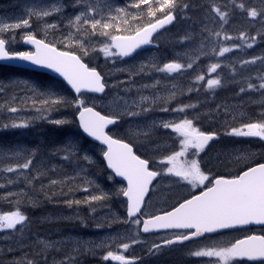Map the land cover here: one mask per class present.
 Here are the masks:
<instances>
[{"label": "snow or ice", "instance_id": "snow-or-ice-1", "mask_svg": "<svg viewBox=\"0 0 264 264\" xmlns=\"http://www.w3.org/2000/svg\"><path fill=\"white\" fill-rule=\"evenodd\" d=\"M70 6L79 9L73 16L63 15L67 7L63 0H51L48 3H34L33 7L27 10L28 18H21L18 22L4 23L0 20V61L29 62L32 65L52 70L59 74L75 93V98L69 99L59 92L55 84L43 86V88L36 85L30 86L33 96L27 99L31 100V107L35 115L0 125V131L29 129L35 126L38 121L62 128L71 121L51 119V113L59 111L61 107L75 109L78 116V125L82 132L105 146L102 149V155L108 169L116 177H122L127 181V186L117 189L115 195H122L127 199L129 221L137 226L142 223L144 233L153 230H176L161 236L159 243H152L151 247L148 248L149 255H158L164 248L203 238L205 234H215L221 230L236 229L239 226L253 223L264 225V163L258 162L254 166H247L245 170H241L234 176L221 175L210 180L209 174L202 168V161L199 157L206 150L209 143L218 138L219 134L217 132H204L196 127L194 120H198L199 117L189 119L186 115V109H195L197 105L187 104L173 109H169L167 106L160 109L162 112L185 113L184 118L178 122L175 120L152 121L144 126L135 125L138 129H146L142 131H132L130 125L131 135L135 137L143 136L145 141L157 128L171 129L175 133V138L179 141V150L162 156L158 161L161 167L158 170H151L149 159L141 158L140 155L134 152L131 143L125 142L122 138H114L105 129L109 125H117L125 117L135 120L152 111L157 100L164 99L166 104L174 100L177 94L176 85L172 84L166 98L140 95L138 100L129 102L125 97L116 96L105 105L111 109V114L102 115L100 111L96 110V105L98 101H104V97L107 95L106 88L109 86L101 72L95 67H89L82 58L99 52L106 60L115 63L118 59L123 60L137 54L143 46L152 45L158 48L159 44L153 43L154 34H158L159 30L176 21L181 13H185L193 7L204 8L206 13L204 26L198 35L205 32L208 35L202 37L199 47L194 50L195 55L190 52L182 54L188 58V63L172 60L163 63L161 67L156 62V57H152L149 63H141L138 69H116L117 72H129V78L132 75H148L152 71L169 75L179 74L191 69L201 57H207L210 54L223 57L234 49H240L244 46L252 48L257 36H264V32L258 31L256 35L252 36H249L246 32H240L239 36H231L223 29L224 25L228 24L229 18L237 12L252 21L259 19L261 24L264 25V0H260L259 8L252 3V0H227L224 4L218 3L217 0H204V3L198 6L183 2V0H131L123 7H113L109 0H72ZM131 9L135 11L133 12ZM53 15L60 16L64 22V28L67 29L57 42H50L46 37L50 32L61 31L60 23H44L42 31L45 38H37V34L34 32H28L21 37L24 43L34 45V50H9L8 45L15 40V35L5 39V33H14L21 28H31L30 21L32 17H35L37 21H42ZM145 15L149 22L133 28L132 24L142 20ZM209 17L213 22L218 19L220 22L219 30L213 31L208 27ZM182 18L190 19L186 15ZM98 37L103 38L104 42L99 44L95 42L94 38ZM192 38V34L189 33L182 37L179 42L183 43ZM237 39L241 41L240 44H233L231 47L222 46L226 41ZM205 41L212 45L210 52L205 50ZM57 43L63 44L67 50H62L61 47L57 46ZM72 48L79 49L80 54H77ZM257 60L264 63V57H254L251 60H242L239 63L243 67L247 64H254ZM220 67V63H211L207 67V73H215ZM232 72L235 73L236 69L232 68ZM257 79L261 82L258 85L249 82L247 89L264 90V76H258ZM204 80V74L195 77L196 83ZM23 83L26 87L29 86V82L24 81ZM120 83L125 82L121 81ZM160 83L157 80L151 85H142L138 92L144 88L156 89ZM223 86L219 75L206 81V88L209 90ZM130 90V88H125L124 92L127 93ZM193 90L189 88L187 91L191 92ZM0 91H3V87H0ZM244 91L246 89L241 87L240 92ZM86 93L102 95L96 99H88L85 98ZM15 99L16 97H12L13 101ZM144 103H148L149 107H143ZM258 103L264 104V98ZM5 106L0 104V108ZM220 107V105L217 106V108ZM7 111L14 114L20 109L11 106L7 107ZM258 116L259 119L241 123L238 127H231L223 134L237 138H258L264 142V111L259 112ZM233 119H235L234 116ZM155 150H161L160 145H157ZM25 153H28V155L25 156ZM60 153H63L60 157L62 160L75 164L79 168L77 175L86 172V169L81 167L82 163L88 165L93 163L92 157L87 150H82L75 135L68 136L63 146L57 147L50 155H59ZM38 154V148L31 150H0V161L4 159H24L23 163H16L6 168L0 166V172L23 173L24 170L31 168L33 160ZM189 156L192 158L189 159ZM43 174L46 173L38 171L33 179H38ZM160 177H174L177 178L176 183H187L192 188L203 186V190L199 194L191 195L190 198L174 205L171 210L162 211L161 214L152 215L143 220L132 219L137 214H142L145 197L152 190L150 186H154V182L158 181ZM68 179H75V177L66 178L65 181L53 180L51 184L62 185ZM108 179L112 180L113 177L109 176ZM206 181H208V184L205 183ZM12 183H14L13 180H8V184ZM28 183L31 184L32 180H28ZM88 183L91 184L92 181H88ZM0 187H4V185H0ZM96 187L99 190V186ZM83 190L88 191L89 189L85 187ZM110 195L112 194L100 190L99 195H91L85 202L103 201L108 199ZM13 196H27V193L23 190L20 193L10 192L4 198ZM73 203L79 204L80 201H67L69 207ZM28 220V216L21 210L18 201L14 210L0 213V230L15 231L19 226V231L23 233L28 227ZM129 221H125V223ZM39 243L44 250L54 247V242L41 240ZM76 243L78 247L74 251H79L81 247L85 248L86 251H93V249L86 246L87 243L91 242L82 243L77 241ZM136 243H139V241L133 239L131 244L118 245L117 251H107L103 256V260L117 261L119 264H138L139 258H129L120 252V249L127 250L132 244ZM107 246L104 242H101L95 247ZM186 255L195 258H215L216 264H230L231 261L238 258H246L248 261L264 260V235H246L242 239H236L235 242L227 245L212 241L210 244L200 246L195 250H189ZM73 260L74 257L68 256L59 264H70ZM14 264H38V262L25 259L22 262H14Z\"/></svg>", "mask_w": 264, "mask_h": 264}, {"label": "rangeland", "instance_id": "rangeland-1", "mask_svg": "<svg viewBox=\"0 0 264 264\" xmlns=\"http://www.w3.org/2000/svg\"><path fill=\"white\" fill-rule=\"evenodd\" d=\"M222 1V2H221ZM227 0H217L218 3L224 4ZM48 3L51 0H3L0 1V20L4 23H15L18 22L21 18H28L27 10L33 7L34 3ZM64 4L67 6L63 15L64 16H73L76 12L79 11L78 8L74 9L70 6L72 0H63ZM109 2L113 5V7H123L125 4L131 2V0H109ZM183 2L191 3L194 6H198L204 3V0H183ZM252 3L258 8L260 7V0H252ZM206 7V5H205ZM131 11H135L131 9ZM187 16L190 19H183L180 27L178 26L175 29L166 30L157 37H155V42L159 44V47L156 50H146L141 52L130 59L117 60L113 63L111 60H106L102 53L96 52L90 54L87 57H84L87 62L93 67L99 68L101 74L105 77V80L108 84L107 95L104 97L103 102H97L96 109L101 111L102 113L109 115L111 114V109L106 107L108 101L112 100L116 96L125 97L129 102L132 100H138L140 95L150 96L155 98L159 96L161 98H166L169 95V91L171 89L172 84L176 85V97L174 100H171L167 104L164 102V99L157 100L156 104L153 106V110L144 114L141 117L136 118L135 120L129 119L125 117L119 123V125L111 130V133L117 138H122L127 140L135 145L138 153L145 157L152 158V153L156 151V146L160 145L161 150H167L166 141H175L178 140L175 138V133L172 132L171 129H163L157 128L154 130L153 134L148 137L147 141H145V137H135L130 133V125L132 126V131H142L146 130L143 128H136L135 125H148L152 121L160 122V121H173L178 122L180 119L184 118L185 113H173L171 111L162 112L161 108L167 106L169 109L176 108L180 105L187 104H196L197 107L195 109H186V115L189 119L198 116V120H194V125L198 127L200 130L204 132L212 131L217 132L218 138L217 140L224 141H240V140H259L258 138H237L224 135L223 133L229 130L231 127H238L241 124L240 115L241 113L238 110L236 103H214L210 105H203L200 98H197V88L195 87L193 91H187L191 87L190 81L195 80V77L200 74L199 71H196L197 64H194L191 69H187L182 73H173L171 75L163 72H149L148 75H132L129 78V72H117L116 69H138L141 63H149L152 57H156V62H158L159 66L162 67L163 63L178 60L181 63H188V58L183 56L182 54L185 52H190L195 55V51L201 42L203 36H207L208 34L205 32L202 35H198L201 32V28L204 26V18H205V9L201 7H193L192 9L187 11ZM185 16V15H184ZM31 28H21L17 29L14 33L7 32L4 34V38L8 39L10 36L15 35V40H13L8 48L10 51H29L31 49L24 48L21 45V37L28 32H34L37 34L39 38H45L44 32L42 31L44 23L51 24L53 22H59L61 31H56L54 33H49L46 39L50 42H57L64 32L67 29L64 28V22L61 20L60 16L53 15L51 17H47L42 21H37L35 17L31 18ZM146 22H149L147 16L142 19V21H137L132 24V27H136L138 25H142ZM255 21H252L250 18H247L244 15H240L238 12L229 18L228 24L224 25V31L227 32L231 36H239L240 32H246L248 35L254 34L255 30L264 29V25H259L254 28ZM208 27H210L213 31L220 29V22L218 19L213 22L211 17L208 19ZM180 28V29H179ZM253 28V29H252ZM255 29V30H254ZM253 30V31H252ZM251 31V32H250ZM191 33L193 38L188 41H184L181 45H177V43L173 42L175 38L179 36H186ZM120 34V33H114ZM95 42L103 43V38H94ZM250 42V41H249ZM240 40L226 41L222 46L231 47L233 44H240ZM206 51L210 52L212 45L205 41ZM57 46L61 47L64 50H67L63 44L57 43ZM254 46L252 48H248L254 51ZM73 51L80 53L79 49L72 48ZM239 49H234L233 51H238ZM264 48L257 49L258 52L263 51ZM218 51V47H217ZM255 52V51H254ZM180 54V55H178ZM226 53L225 55H227ZM234 56H238V53H232ZM224 55V56H225ZM230 55V54H229ZM227 55V56H229ZM226 57L219 58L220 60L226 59ZM217 58V55L210 54L208 55V60ZM235 58V57H234ZM217 60V59H216ZM203 65H207L206 62H202ZM208 67V66H206ZM203 70V69H202ZM147 71V69H146ZM204 71V70H203ZM209 75V76H208ZM216 73H207L205 75V80L209 78H215ZM159 80L161 83L157 85L156 89L152 88H144L142 91L138 92V89H141L142 85H151L155 81ZM24 81L29 82V86L23 83ZM124 81L125 83H120ZM57 86L59 92L68 97L69 99H73L66 93L63 85L53 78H45V79H37L34 76L26 73H11L7 75H2L0 77V87H3V91H0V104L6 105V107L16 106L20 109L17 113H10L7 111L6 117H9V121H7L6 117L2 120L0 117L1 123L7 124L13 121H19L20 119L29 118L35 115L34 110L31 107V100L27 99L28 97H32L33 93L30 90V86L36 85L43 88V86L53 85ZM115 85V86H114ZM206 87V85H205ZM125 88H130L131 90L127 93L124 92ZM207 89V88H206ZM209 90V89H207ZM183 93V94H181ZM12 97H16L15 101L12 100ZM85 98L88 99H96V96L85 95ZM220 105V108L217 106ZM143 107H149L148 103H144ZM135 110V109H133ZM227 111V114H226ZM1 114V113H0ZM75 109L61 107L59 111H55L51 113V119H67L71 121V123L67 124L71 127V125L75 124ZM1 116V115H0ZM233 116L235 119H233ZM46 123L38 121L36 124ZM35 124V125H36ZM50 124V123H48ZM13 129H9L7 131H3L0 133V150H13V149H34V145H30V143L25 142L23 139H16L15 134L8 135L9 131ZM22 130V129H20ZM72 135V134H71ZM70 135V136H71ZM165 141V142H164ZM80 143V142H79ZM82 150H87L88 154L92 157L93 163L88 165L86 163H82L81 167L86 169V172L80 173L79 168L75 164H71L67 161H50L49 159L35 157L33 160V164L30 169L24 170L23 173H11L0 175V179L2 180H13L14 183L10 184L11 189L8 193H20L21 190L27 193L28 201L27 207L33 206L38 207L37 201L34 198V195L30 192L28 187H25L21 190L15 189V184L19 180H24L30 186L36 177L37 172L49 174V176L57 177V181H65L66 178L75 177V179H68L67 182H70L72 185L77 188V190L83 193L82 201L88 200L91 195H99L100 190L105 193H111L108 199L103 201H91L92 202H101L102 204L98 207L94 208L98 210V214L92 218V222L89 223L83 218V214L79 210H49V211H37L33 213L32 222L37 220L39 223L49 222L51 224L57 225L61 223H72L76 221L77 225L76 231H73L70 226L67 230L68 232L64 234L63 229L59 233H62V237H58L55 240H49L47 238L39 237L37 233H33V237L28 241V244L34 245L37 248H42L39 241L46 240L49 242H54V247L47 249L48 252L47 259L43 261L42 264H59L60 261L64 260L65 257L71 256L74 257V260L70 262V264H91L90 262L94 259H103V256L107 253L110 245L120 238L124 237L126 232L130 230V226H126L123 214V200L122 196H116L115 193L117 189L124 187V185L120 182H116L114 179L109 180L108 177L111 176L109 172L106 170L105 174L101 176V166L103 164L99 163V156L101 159L102 150L100 148H94V146L90 144H85L82 146L80 143ZM7 154V151H6ZM28 153H25L27 156ZM63 153L60 154L62 156ZM99 155V156H98ZM19 161L23 163V159H4V161H0L3 164L2 167H7L10 165H15L16 162ZM23 161V162H22ZM102 161V160H101ZM59 172V173H58ZM27 178V179H26ZM28 180H32V183L29 184ZM54 180V179H53ZM88 181H92L91 184ZM8 183V182H7ZM51 184V182H50ZM99 186V190L96 186ZM87 187L89 190L84 191L83 189ZM7 193V194H8ZM24 196H13L9 197V201L13 202V207L11 210H14L17 202L23 198ZM68 198H74L73 196H69ZM8 212V211H7ZM30 220V219H29ZM35 222V221H34ZM62 225V224H61ZM30 226V225H29ZM63 226V225H62ZM83 227L81 230L79 227ZM19 227V226H18ZM68 227V225H67ZM32 229V227L30 226ZM86 228V229H85ZM90 229V230H88ZM6 231H14V230H0L1 233H6ZM69 231H73L74 233H69ZM5 240V239H4ZM77 241L82 243H87V248L93 249V251H86L85 248L81 247L79 251H74L78 247ZM104 242L107 247L97 248L96 245ZM14 245L18 246V242H15ZM5 244H0V252L5 249Z\"/></svg>", "mask_w": 264, "mask_h": 264}, {"label": "trees", "instance_id": "trees-1", "mask_svg": "<svg viewBox=\"0 0 264 264\" xmlns=\"http://www.w3.org/2000/svg\"><path fill=\"white\" fill-rule=\"evenodd\" d=\"M187 13L188 12L181 13L180 16L177 17L175 24L171 28L172 30L177 28L178 26L180 27L183 21L182 17L184 15L187 16ZM259 25H262L260 20H255L254 28ZM258 31L264 32V29L255 30L254 34H251L249 36L256 35ZM181 38L182 36H179L178 38H175L173 42L177 43V45H181L182 43L179 42ZM261 48H264V36H257L254 46L255 52L253 50H250L251 52H249V49L244 46L238 51H232L231 53H228L227 55L230 54L229 56H223H227L226 59L220 60L219 58L221 57L219 56L211 60H208V56L201 57L199 61L195 63L197 64L196 71H199L200 74L206 75V66H209L211 63H220L221 67L217 69L215 73L216 75H219L221 77L222 84L224 85L223 87L207 90L205 87L206 80L196 83L195 80L192 79V81H190L191 87L192 89H194L195 87L197 88V98H200L202 101H204L202 104L210 105L218 102H234L237 104L238 110L241 113V123L259 119L260 117L258 116V113L264 111V104H260L258 103V101L264 98V90H249L247 89V84L250 82L254 85H258L261 82L259 79H257V77L264 76V63H262L260 60H257L254 64H247L242 67L239 62L242 60H251L254 57H264V50L261 52L257 51V49ZM232 53H238V56L236 57ZM202 62H206L207 65H203ZM232 68L236 69L235 73L232 72ZM20 72L21 70L17 68L0 66V77L2 75ZM42 76L45 77V75ZM241 87L245 88L246 91L240 92ZM66 93L70 95V97H72L69 92ZM0 113V117L2 118V120L5 119L7 107L5 108V110L3 108H0ZM6 118V120L9 121V117ZM0 125H2L1 120ZM1 132L3 131H0V133ZM12 133L15 134L16 139H23L25 142L30 143V145H34V148H38L39 154L37 156L39 158L49 159L50 161H57L60 164V161H62V159L60 158L61 153L59 155H50V153H52L57 147L63 146L65 139L71 134L77 137L82 146H84L85 144H90L94 146V148H98L97 146L91 144L80 134L79 130L77 129L76 123L71 125V127L69 125H65L62 128H57L53 124L40 123L29 129L9 131L8 135L11 136ZM98 158L99 163L103 164L100 156ZM16 163L21 162L17 161ZM0 166H3V164L0 163ZM105 172L106 171L102 165L101 176L102 174H105ZM1 174H8V172H0V175ZM10 174L11 173H9V175ZM57 178L58 176L52 177L49 176V174H43L40 175L38 179L34 180L30 186L24 180H19L15 184V189L17 190L28 187L30 192L34 195L38 207H27V204L29 203L27 196H24L20 200L19 204L21 206V210L30 219L28 220V227L23 231V233L19 231L18 227V229L13 232L6 231V233L3 232L0 234V244L6 245L5 249L0 252V264H14V262H22L25 259L34 260L37 261L38 264H42L43 261L47 259L48 252L46 250L37 248L34 245L28 244V241L33 237V233H37L39 237L47 238L49 240H55L58 237H62V233H59L61 228L63 229L64 234L68 232L66 230L70 226L73 227L71 228L73 231H76V229H78L76 227V221L67 223L68 227L66 223H61L63 225L62 226L61 224L54 225L49 222L39 223L37 222V220H34L35 222H32V216L34 212L57 209L79 210L82 212L83 218L89 223H91L92 218L98 214V210H95L94 208L101 205V202L83 203V193L77 190L75 186H71L72 184L70 182L63 183L62 185L50 184L53 179L55 180ZM7 182L8 180L0 179V185H4V187H0V213L7 212L12 209L11 207H13V202L9 201V197L6 199L4 198L7 197V193L11 189V185ZM69 196H73L74 198H68ZM67 201H80V203H73L72 206L69 207ZM29 225L32 227V229ZM82 228L83 227L81 226L79 227L80 230ZM73 231L71 232L73 233ZM15 242H18V246L14 245Z\"/></svg>", "mask_w": 264, "mask_h": 264}, {"label": "flooded vegetation", "instance_id": "flooded-vegetation-1", "mask_svg": "<svg viewBox=\"0 0 264 264\" xmlns=\"http://www.w3.org/2000/svg\"><path fill=\"white\" fill-rule=\"evenodd\" d=\"M165 142V141H164ZM167 150H156L149 159L151 170H158L161 165L158 163L162 156L170 154L172 151L179 150V141H166ZM138 154V153H137ZM139 155V154H138ZM189 159L192 157L189 156ZM203 170L209 174L210 180L217 176H234L247 166H254L255 163H264V142L260 140H240L224 141L213 140L206 147V150L200 154ZM177 178L160 177L158 181L151 186L150 194L145 197V206L142 208V214H138L133 219H146L152 215L161 214L162 211L171 210L174 205L188 199L191 195L199 194L203 186L192 188L187 183H176ZM208 184V181L205 182ZM125 204V202H123ZM126 206V204H125ZM129 221V219L127 220ZM126 226L130 230L126 232L120 240L114 241L108 251H117L118 245L130 243L133 239L139 243L132 244L127 250L120 249L121 254L129 258H139L138 264H216L215 258H195L188 257L186 253L189 250H195L200 246L210 244L212 241H218L221 245L235 242L236 239H242L246 235H264V225L250 224L239 226L236 229L221 230L215 234H205L203 238H197L187 241L182 245H173L170 248H164L160 254L152 256L148 254V248L152 243H159L160 237L176 230H153L149 233L142 231V223L135 225L130 221ZM186 231V230H185ZM91 264H119L117 261H105L103 259H94ZM230 264H264V260L248 261L237 259Z\"/></svg>", "mask_w": 264, "mask_h": 264}, {"label": "water", "instance_id": "water-1", "mask_svg": "<svg viewBox=\"0 0 264 264\" xmlns=\"http://www.w3.org/2000/svg\"><path fill=\"white\" fill-rule=\"evenodd\" d=\"M174 22H175V21H174ZM174 22H173V23H174ZM173 23H172V24H169V25H166L164 29H166V28L170 27L171 25H173ZM164 29L159 30V32H161V31L164 30ZM159 32H158V33H159ZM155 35H156V34H154V36H155ZM22 43H23L24 46L32 47L33 49H34V47H35L34 45H30V44L24 43L23 41H22ZM149 47H152V48H153L154 46H152V45H146V46H143V48H142L141 50H144V49L149 48ZM141 50H138V52L141 51ZM134 55H135V54H134ZM126 58H130V57H126ZM124 59H125V58H124ZM0 64L9 65V66H16V67H19V68H25V69H31V70H35V71L44 72V73H47V74L53 75V76L59 78L60 80L64 81L63 78L60 77L59 74L55 73L54 71L49 70V69H46V68H44V67H40V66L32 65V64L29 63V62H23V61H13V62L0 61ZM64 82H65V84L67 85L66 81H64ZM67 86H68V87L70 88V90L74 93V90L71 89V87H70L69 85H67ZM74 94H75V93H74ZM90 94H91V93H90ZM95 95L101 96L102 94H95ZM76 119H77V122H78V116H77V115H76ZM110 127H112V125H109V126L105 129V131L107 132V130H108ZM80 130H81V129H80ZM81 132H82V130H81ZM82 134H83L87 139H89V140H91V141H93V142H95V143H97V144H99V145L105 147V146L102 145L99 141L94 140V138L88 137L87 134H84L83 132H82ZM103 159H104V158H103ZM104 162H105V164H106V161H105V160H104ZM106 166H107V164H106ZM107 168H108V167H107ZM109 170H110V169H109ZM110 171H111V170H110ZM114 175H115V174H114ZM115 177H116V176H115ZM116 178H117L118 180H120V181H124V182L127 184V181L124 180V178H122V177H116ZM124 198H125V197H124ZM127 216H128V215H127Z\"/></svg>", "mask_w": 264, "mask_h": 264}]
</instances>
